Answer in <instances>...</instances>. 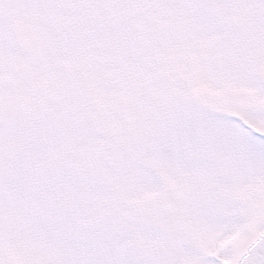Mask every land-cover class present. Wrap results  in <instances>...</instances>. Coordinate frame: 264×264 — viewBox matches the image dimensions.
I'll list each match as a JSON object with an SVG mask.
<instances>
[{"label": "snow or ice", "instance_id": "6c2138e0", "mask_svg": "<svg viewBox=\"0 0 264 264\" xmlns=\"http://www.w3.org/2000/svg\"><path fill=\"white\" fill-rule=\"evenodd\" d=\"M0 264H264V0H0Z\"/></svg>", "mask_w": 264, "mask_h": 264}]
</instances>
